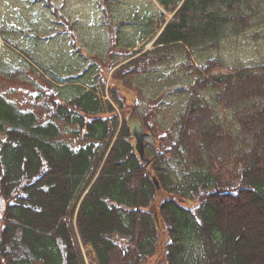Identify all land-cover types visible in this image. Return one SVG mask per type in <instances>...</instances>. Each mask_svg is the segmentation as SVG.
Wrapping results in <instances>:
<instances>
[{
	"label": "trees",
	"instance_id": "16d2710c",
	"mask_svg": "<svg viewBox=\"0 0 264 264\" xmlns=\"http://www.w3.org/2000/svg\"><path fill=\"white\" fill-rule=\"evenodd\" d=\"M158 1L165 11L154 48L122 64L123 80L166 63L176 48L193 58L219 46L260 16L253 0ZM192 66L177 135L154 156L147 151L146 165L127 120L110 116L115 108L96 88L55 102L46 122L0 94L3 264H87L86 255L90 264H145L162 245L168 264H264V66ZM210 86L241 136L201 101ZM111 92L122 108L119 90ZM56 119L78 125L86 142L61 139Z\"/></svg>",
	"mask_w": 264,
	"mask_h": 264
},
{
	"label": "rangeland",
	"instance_id": "374dc122",
	"mask_svg": "<svg viewBox=\"0 0 264 264\" xmlns=\"http://www.w3.org/2000/svg\"><path fill=\"white\" fill-rule=\"evenodd\" d=\"M252 3L260 13L256 25L238 34L228 31L219 46L193 58L176 48L166 63L123 80L118 77L122 64L154 48L155 39L150 38L159 31L156 20H162L159 13L165 11L158 0H0V94L33 108L46 122L55 102L66 103L84 89L96 88L99 98L114 106L116 112L110 116L118 115L120 122L127 120L133 107L138 110L145 130L157 137L156 147L147 145L154 156L167 145L164 139L169 134L177 135L178 119L196 79L193 61L202 66L207 59H218L224 73L264 66V0ZM113 87L119 90L122 108L112 97ZM199 96L219 110L231 132L241 136L232 110L217 100L216 88L203 89ZM56 122L61 139L73 145L86 142L75 134L78 125ZM194 142L199 143L197 136ZM162 248L145 264H168ZM86 262L90 264L88 255Z\"/></svg>",
	"mask_w": 264,
	"mask_h": 264
},
{
	"label": "water",
	"instance_id": "95a60500",
	"mask_svg": "<svg viewBox=\"0 0 264 264\" xmlns=\"http://www.w3.org/2000/svg\"><path fill=\"white\" fill-rule=\"evenodd\" d=\"M127 122L131 128L132 135L136 139V150L139 153L141 160L146 165L149 163V156L146 150V144L155 143L156 138L152 133L145 130L142 118L135 107L132 108L130 114L127 116ZM154 179L156 181L157 187L160 188V184L157 181V178L154 177Z\"/></svg>",
	"mask_w": 264,
	"mask_h": 264
},
{
	"label": "bare ground",
	"instance_id": "6f19581e",
	"mask_svg": "<svg viewBox=\"0 0 264 264\" xmlns=\"http://www.w3.org/2000/svg\"><path fill=\"white\" fill-rule=\"evenodd\" d=\"M128 123V122H127ZM129 125V124H128ZM131 129V128H130ZM134 137V136H133ZM156 138V137H155ZM134 139H135V137H134ZM136 140V139H135ZM157 141V140H156ZM156 143V142H155ZM155 143H152V145H154ZM135 144H136V141H135ZM147 145H151L150 143H147L146 144V150H147ZM135 148H136V146H135ZM137 151V150H136ZM139 154V153H138ZM140 156V155H139ZM149 156V155H148ZM144 163V162H143Z\"/></svg>",
	"mask_w": 264,
	"mask_h": 264
}]
</instances>
